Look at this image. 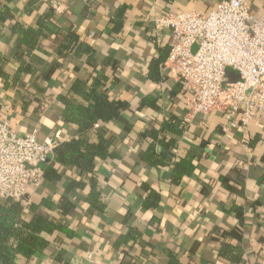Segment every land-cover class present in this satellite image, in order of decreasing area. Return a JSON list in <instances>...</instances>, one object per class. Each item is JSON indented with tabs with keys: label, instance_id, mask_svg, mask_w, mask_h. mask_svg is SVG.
<instances>
[{
	"label": "crops",
	"instance_id": "crops-1",
	"mask_svg": "<svg viewBox=\"0 0 264 264\" xmlns=\"http://www.w3.org/2000/svg\"><path fill=\"white\" fill-rule=\"evenodd\" d=\"M221 1H10L7 23L40 28L42 36L28 50L18 48L15 34L5 30L0 120L6 118L21 136L37 129L40 142H69L79 132L62 120L57 99L76 81L86 91L98 80L101 91L129 107L116 121L90 130L94 140L99 134L111 139L121 154L96 167L105 208L88 204L87 190L68 191L70 179L76 178L72 170L59 183L30 190L33 203L46 198L59 205L67 199L74 206L67 213L57 211L74 235L53 237L49 253L19 264H170V255L178 264H236L222 255L228 247L242 252L239 264H264V123L251 121L225 132L229 118L216 111L196 117L182 136L168 135L178 140V162L190 167L186 158L196 154L195 173L179 186L172 184L171 168H151L140 160L148 146L144 129L183 120L188 112L189 93L183 83L168 78L164 62L160 60L161 81L149 78L151 63L171 42L170 32L156 34L153 19L172 11L207 14ZM263 1L253 0L254 15L262 14ZM114 23L121 24L120 31ZM27 65L37 73L22 74L15 82L18 69ZM149 97L156 106L139 110ZM78 101L87 106L93 100L87 95ZM146 185L160 195L155 209L143 206ZM127 236L132 239L124 242Z\"/></svg>",
	"mask_w": 264,
	"mask_h": 264
},
{
	"label": "built area",
	"instance_id": "built-area-1",
	"mask_svg": "<svg viewBox=\"0 0 264 264\" xmlns=\"http://www.w3.org/2000/svg\"><path fill=\"white\" fill-rule=\"evenodd\" d=\"M252 5L253 0H222L207 14L172 11L153 19L157 35L171 34L163 68L170 80L183 83L189 93L188 112L182 120L185 128L196 117L216 111L229 118L225 132L251 121L264 123V10L256 16ZM54 7L60 12V6ZM228 69L237 72L240 80L230 82ZM9 109L7 104L5 110ZM61 144L58 138L40 142L37 129L21 136L6 118L1 119L0 201L12 200L28 209L30 190L45 184L42 165L54 159Z\"/></svg>",
	"mask_w": 264,
	"mask_h": 264
},
{
	"label": "trees",
	"instance_id": "trees-1",
	"mask_svg": "<svg viewBox=\"0 0 264 264\" xmlns=\"http://www.w3.org/2000/svg\"><path fill=\"white\" fill-rule=\"evenodd\" d=\"M12 0H0V79L4 76L6 63L5 49L2 39L7 28L16 36V46L34 50L42 36L40 28H31L19 23L10 24L6 21L9 14V3ZM9 25V26H8ZM114 30L120 31L121 24L114 23ZM160 58L154 60L150 66V80L160 82L159 74L160 60L165 62L169 50L159 51ZM37 69L33 65L21 66L14 76L18 81L22 74L35 75ZM101 83L94 80L91 89L85 91L84 84L76 81L72 84L67 94L58 97L62 104V120L65 123L77 127L79 135L69 142L62 143L55 151L54 159L45 166V184L59 183L63 180L67 170L75 171L76 178L70 179L68 191L73 189L87 190V202L91 206L104 209L100 203L102 191L96 179V167L108 160H119L121 154L115 150L113 141L99 134L94 140L90 130L96 124H107L114 122L120 117L122 110L129 107L126 103L112 99L106 92L101 91ZM176 94V92H173ZM91 96L92 103L85 105L79 102L86 96ZM156 100L152 97L146 98L139 108L143 110L148 107H155ZM24 104V106H26ZM0 101V113L3 111ZM128 131L131 126H127ZM185 132L182 120L172 118L171 121L163 123L159 129L148 127L142 132V137L148 142L147 149L140 155V160L151 168L172 169V184L179 186L186 177L195 173L194 164L196 154L192 152L186 160L190 167H186L176 160L174 150L178 140L168 138V135L180 137ZM89 178V184L83 179ZM44 184V185H45ZM147 197L143 203L145 209H155L160 201V195L148 185L144 186ZM57 205L55 202L42 198L39 204L32 202V205L24 210L22 205L12 200L0 201V264H19L21 261L29 262L38 254L50 252V241L53 237L60 235L68 238L73 237L72 229L68 228L57 216V211L67 213L74 209L67 199H62ZM62 204V206H61ZM132 238L124 237V242ZM222 255L230 261L239 264L242 260V252L238 249L227 248ZM170 264H178L177 258L170 255Z\"/></svg>",
	"mask_w": 264,
	"mask_h": 264
},
{
	"label": "water",
	"instance_id": "water-1",
	"mask_svg": "<svg viewBox=\"0 0 264 264\" xmlns=\"http://www.w3.org/2000/svg\"><path fill=\"white\" fill-rule=\"evenodd\" d=\"M230 72H232V73L235 75V78H234L233 81H231V82H237V81L240 80L239 74H238L237 72H234V71L230 70V69H228V70L226 71V77H227V78H230V77H229ZM51 160H52V159H51V157H50V158L48 159L47 163L44 164V165H42V168L44 169L45 166H46Z\"/></svg>",
	"mask_w": 264,
	"mask_h": 264
},
{
	"label": "rangeland",
	"instance_id": "rangeland-1",
	"mask_svg": "<svg viewBox=\"0 0 264 264\" xmlns=\"http://www.w3.org/2000/svg\"><path fill=\"white\" fill-rule=\"evenodd\" d=\"M194 50H195V49H194ZM229 77H230V78H227V79L231 82V81H233V79L235 78V75H234L232 72H230Z\"/></svg>",
	"mask_w": 264,
	"mask_h": 264
}]
</instances>
